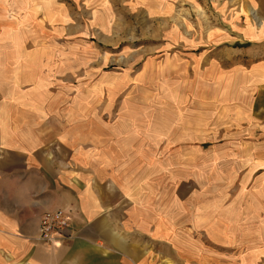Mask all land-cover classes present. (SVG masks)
I'll use <instances>...</instances> for the list:
<instances>
[{
    "label": "crops",
    "instance_id": "1",
    "mask_svg": "<svg viewBox=\"0 0 264 264\" xmlns=\"http://www.w3.org/2000/svg\"><path fill=\"white\" fill-rule=\"evenodd\" d=\"M21 35L0 29V264L174 260L189 251L185 230L212 227L210 162L230 158L234 181L264 186V70L223 78L207 68L206 79L176 83L167 110L146 108L139 92H105L101 104L64 46ZM208 144L222 146L210 156ZM55 210L69 239L38 241L40 216ZM244 211L257 240L264 201Z\"/></svg>",
    "mask_w": 264,
    "mask_h": 264
},
{
    "label": "rangeland",
    "instance_id": "2",
    "mask_svg": "<svg viewBox=\"0 0 264 264\" xmlns=\"http://www.w3.org/2000/svg\"><path fill=\"white\" fill-rule=\"evenodd\" d=\"M0 29L64 46L67 58L81 63V78L96 80L101 104L105 92H139L146 108L167 110L176 83L206 79L207 68L208 77L223 78L264 70V0H0ZM205 83L208 92L215 86ZM208 146L211 156L222 144ZM231 163L221 157L207 166L212 227L185 230L186 256L156 264H264V230L249 239L244 211L249 199L264 201V186L255 178L234 181Z\"/></svg>",
    "mask_w": 264,
    "mask_h": 264
},
{
    "label": "built area",
    "instance_id": "3",
    "mask_svg": "<svg viewBox=\"0 0 264 264\" xmlns=\"http://www.w3.org/2000/svg\"><path fill=\"white\" fill-rule=\"evenodd\" d=\"M63 239H69L66 213L63 210H55L41 215L37 240L53 243Z\"/></svg>",
    "mask_w": 264,
    "mask_h": 264
}]
</instances>
